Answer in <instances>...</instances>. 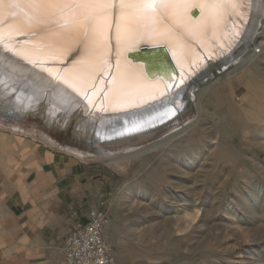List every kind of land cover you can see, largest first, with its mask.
<instances>
[{"label":"bare ground","instance_id":"1","mask_svg":"<svg viewBox=\"0 0 264 264\" xmlns=\"http://www.w3.org/2000/svg\"><path fill=\"white\" fill-rule=\"evenodd\" d=\"M192 7L200 11L196 19L189 16ZM254 8V0H157L148 10L138 8L136 0L55 8L17 7L5 0L0 5V99L15 111L40 113L63 130L71 128L75 137L87 139L89 145L78 150L86 156L115 162L114 153L99 145L132 135L166 133L168 138L155 146L164 145L195 125L198 118L166 129L190 110L193 97L200 112L204 93L220 75L256 56L254 43L241 59L236 55ZM158 45L166 48L174 73L148 77L141 64L125 58L128 50ZM222 61H227L223 70L208 73L190 92V79L210 62ZM166 164L175 168L171 160ZM221 173L214 171L207 183L212 186ZM215 197L210 193L205 200Z\"/></svg>","mask_w":264,"mask_h":264},{"label":"rangeland","instance_id":"2","mask_svg":"<svg viewBox=\"0 0 264 264\" xmlns=\"http://www.w3.org/2000/svg\"><path fill=\"white\" fill-rule=\"evenodd\" d=\"M263 3L254 0V19L236 53L241 59L257 44L254 59L220 75L204 93L201 113L193 97L190 110L166 129L198 118L195 125L164 145L155 146L168 138L166 133L132 135L99 145L114 153L115 162L86 156L78 150L89 145L87 139H80L82 146L72 143L71 128L63 131L59 122L15 111L0 99V127L33 133L106 169L103 202L111 221L106 238L115 251L114 264H264V33L253 42L264 32ZM207 68L190 80V92L210 75ZM8 111L15 116H6ZM39 117L61 132L48 133ZM170 160L175 168L166 164ZM214 171L222 173L211 186L207 182ZM210 193L216 197L207 202ZM205 210L213 213L203 215Z\"/></svg>","mask_w":264,"mask_h":264},{"label":"crops","instance_id":"3","mask_svg":"<svg viewBox=\"0 0 264 264\" xmlns=\"http://www.w3.org/2000/svg\"><path fill=\"white\" fill-rule=\"evenodd\" d=\"M107 183L97 163L0 127V264H63L65 237Z\"/></svg>","mask_w":264,"mask_h":264},{"label":"built area","instance_id":"4","mask_svg":"<svg viewBox=\"0 0 264 264\" xmlns=\"http://www.w3.org/2000/svg\"><path fill=\"white\" fill-rule=\"evenodd\" d=\"M111 221L103 201L64 239L63 264H114L115 251L107 241Z\"/></svg>","mask_w":264,"mask_h":264},{"label":"water","instance_id":"5","mask_svg":"<svg viewBox=\"0 0 264 264\" xmlns=\"http://www.w3.org/2000/svg\"><path fill=\"white\" fill-rule=\"evenodd\" d=\"M208 1H213V0H208ZM188 13L192 19H196L200 15V11L197 7H192ZM234 57H235L234 55L231 56V59H233ZM125 58L128 61H130L132 64H141L144 73L148 77H153L155 75H161V74L166 76V74L168 72H170V73L175 72V67H174V65L170 59V56H169L166 48L162 45L143 47V48H138V49H134V50H128L125 53ZM214 68L215 67L213 65H211V62H210L207 70L209 72H212V70ZM201 78H203V77H201ZM201 78H197V79L201 80ZM192 81H194V80H192ZM6 116L14 117L15 116L14 111H8L6 113ZM39 118H40L39 122L42 124V126L44 127V129L48 133L55 135L56 133L61 132V129L57 130V129H52L51 127L50 128L47 127L43 118L42 117H39ZM67 130H63V131H67ZM69 137L71 138L70 141L72 143H78V145L82 146V143H81L82 140H80L79 138H76L72 134V129H71ZM82 148H83V146H82Z\"/></svg>","mask_w":264,"mask_h":264},{"label":"snow or ice","instance_id":"6","mask_svg":"<svg viewBox=\"0 0 264 264\" xmlns=\"http://www.w3.org/2000/svg\"><path fill=\"white\" fill-rule=\"evenodd\" d=\"M14 6L19 7L21 3L27 4L29 7H50L55 8L61 5L73 4L77 6L91 5L94 6L98 3H104L106 0H12ZM5 0H0V5L4 4ZM157 0H136V6L141 9L154 8Z\"/></svg>","mask_w":264,"mask_h":264}]
</instances>
